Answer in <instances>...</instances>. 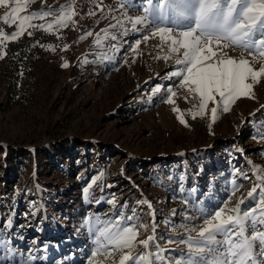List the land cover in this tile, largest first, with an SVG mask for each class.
I'll list each match as a JSON object with an SVG mask.
<instances>
[{
  "label": "rangeland",
  "instance_id": "1",
  "mask_svg": "<svg viewBox=\"0 0 264 264\" xmlns=\"http://www.w3.org/2000/svg\"><path fill=\"white\" fill-rule=\"evenodd\" d=\"M70 2L35 0L27 11L47 5L58 14ZM97 3L103 11L91 0H75V25L60 28L54 16L34 19L53 29L28 28L0 45V264H88L97 230L117 220L137 226V251L139 240L154 235L144 251L157 252L156 244L167 249L163 264L187 261L189 243L215 249L193 257L211 264L226 246H206L197 233L226 202L234 207L247 195L256 182L253 165L264 171V79L253 87L254 98L237 99L227 112L221 104L214 122L211 101L193 119L189 110H198L199 98L180 87L182 77L170 76L183 66L175 55L163 59L168 42L143 40L155 27H180L164 20L132 30L126 17L143 14L142 0ZM0 27L9 35L16 30ZM228 54L238 58L240 49ZM169 88L177 93L174 104L165 103ZM249 206L252 200L242 209Z\"/></svg>",
  "mask_w": 264,
  "mask_h": 264
},
{
  "label": "snow or ice",
  "instance_id": "2",
  "mask_svg": "<svg viewBox=\"0 0 264 264\" xmlns=\"http://www.w3.org/2000/svg\"><path fill=\"white\" fill-rule=\"evenodd\" d=\"M34 2L35 0H0V8L5 9L0 15V22L16 28L9 35L0 27V45L5 41L18 39L28 28H41L45 31L53 29V23L35 25L31 23L34 19L44 20L46 17L54 16V24L60 28L67 27L69 22L76 24L73 17L79 13L75 0L60 5L58 14L47 5L46 11L28 12L29 5ZM42 2L46 4V0ZM91 2L103 11L97 0ZM142 3V15L126 17L132 25V30H138V25L146 27L149 23L159 24L164 20L180 27V30L174 27H155L149 35L143 37V40L146 42L152 37L159 36L161 45L168 42V54L163 59L167 61L175 55V63L183 66L171 72L170 76L182 77L180 87L190 96L195 94L199 98L198 110L194 112L189 110L193 119L204 115L209 101L215 105L211 108V118L214 122L221 104L223 111L227 112L237 99L254 98L253 87L264 79V0H142ZM121 7H124L123 3ZM87 15L95 16L96 13L89 10ZM122 23L123 21L117 20V24ZM101 31L107 33V29ZM86 35L91 36L92 33L88 32ZM96 43H100L99 39ZM140 43L141 41L137 40L136 46ZM67 47L68 45H65L64 50ZM236 49H240L238 58L228 54V50ZM0 58H3L2 52ZM156 59L161 57L157 56ZM256 64H259L258 68L255 67ZM61 66L68 67V64L65 62ZM154 91L159 92L160 89L156 88ZM168 93L165 103L174 104L173 97L177 93L172 88L168 89ZM217 96L219 100L216 99ZM184 99L188 102L189 96H185ZM196 107L193 104V108ZM172 111L179 112V109L173 107ZM177 119L187 126L182 115H177ZM248 163L252 164V161ZM252 172L256 182L247 195L237 199L234 207H228L226 202L211 219L205 220L204 226L197 233L206 246L214 244L226 246L211 264H264V171L253 165ZM237 174L248 179L243 172ZM233 185L232 196H235V192L238 191L235 180ZM84 192L87 193L88 188H85ZM257 195L259 199H256ZM248 200H252L254 206L242 209V205ZM108 203L114 204V201L109 200ZM124 219L130 221L133 217L128 216ZM139 227L147 229L148 225ZM217 234L222 235L224 239L217 240ZM139 235L135 225L121 226L119 220L105 223L104 227L97 230L95 240L97 247L88 256V264H102L96 259L98 256L113 258V264H153V259L163 264L166 259L163 252L168 250L156 244L157 252L144 251L149 249L156 239L154 235H149L146 239L138 241L140 250L137 251ZM168 242L171 244L173 241L169 239ZM2 243L3 241H0V244ZM188 249L190 254L188 260H175L174 264H199L193 257L202 258L205 251H215L208 247H194L190 243ZM117 254L118 261L114 259ZM168 264L172 262L169 261Z\"/></svg>",
  "mask_w": 264,
  "mask_h": 264
}]
</instances>
